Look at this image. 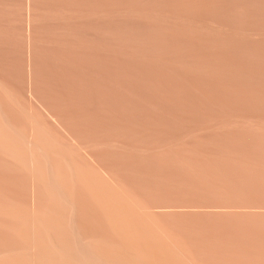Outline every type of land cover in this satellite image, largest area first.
<instances>
[{"label":"bare ground","instance_id":"6f19581e","mask_svg":"<svg viewBox=\"0 0 264 264\" xmlns=\"http://www.w3.org/2000/svg\"><path fill=\"white\" fill-rule=\"evenodd\" d=\"M0 264H264V0H0Z\"/></svg>","mask_w":264,"mask_h":264}]
</instances>
